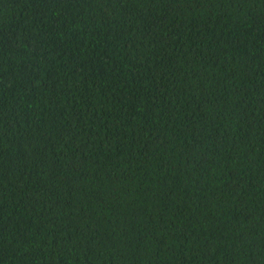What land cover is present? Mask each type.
Listing matches in <instances>:
<instances>
[{"label":"trees","instance_id":"16d2710c","mask_svg":"<svg viewBox=\"0 0 264 264\" xmlns=\"http://www.w3.org/2000/svg\"><path fill=\"white\" fill-rule=\"evenodd\" d=\"M0 264H264V0H0Z\"/></svg>","mask_w":264,"mask_h":264}]
</instances>
